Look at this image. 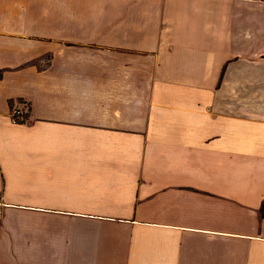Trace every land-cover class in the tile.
Wrapping results in <instances>:
<instances>
[{
  "label": "crops",
  "instance_id": "obj_1",
  "mask_svg": "<svg viewBox=\"0 0 264 264\" xmlns=\"http://www.w3.org/2000/svg\"><path fill=\"white\" fill-rule=\"evenodd\" d=\"M0 264H264V0H0Z\"/></svg>",
  "mask_w": 264,
  "mask_h": 264
},
{
  "label": "built area",
  "instance_id": "obj_2",
  "mask_svg": "<svg viewBox=\"0 0 264 264\" xmlns=\"http://www.w3.org/2000/svg\"><path fill=\"white\" fill-rule=\"evenodd\" d=\"M23 105H25V103ZM12 118H13L14 121H19V122L20 121H25V120H27V111H25V110H23L21 108H13V110H12Z\"/></svg>",
  "mask_w": 264,
  "mask_h": 264
},
{
  "label": "rangeland",
  "instance_id": "obj_3",
  "mask_svg": "<svg viewBox=\"0 0 264 264\" xmlns=\"http://www.w3.org/2000/svg\"><path fill=\"white\" fill-rule=\"evenodd\" d=\"M29 117V115H27V118Z\"/></svg>",
  "mask_w": 264,
  "mask_h": 264
},
{
  "label": "trees",
  "instance_id": "obj_4",
  "mask_svg": "<svg viewBox=\"0 0 264 264\" xmlns=\"http://www.w3.org/2000/svg\"><path fill=\"white\" fill-rule=\"evenodd\" d=\"M20 122H24V121H20Z\"/></svg>",
  "mask_w": 264,
  "mask_h": 264
}]
</instances>
